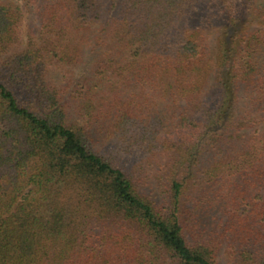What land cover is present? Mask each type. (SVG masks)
I'll return each mask as SVG.
<instances>
[{"label":"trees","instance_id":"obj_1","mask_svg":"<svg viewBox=\"0 0 264 264\" xmlns=\"http://www.w3.org/2000/svg\"><path fill=\"white\" fill-rule=\"evenodd\" d=\"M0 264H264V0H0Z\"/></svg>","mask_w":264,"mask_h":264}]
</instances>
